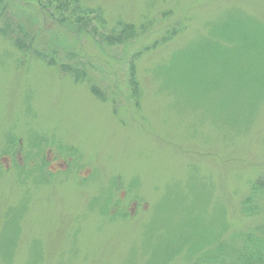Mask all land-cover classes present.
I'll return each instance as SVG.
<instances>
[{
  "label": "rangeland",
  "instance_id": "obj_1",
  "mask_svg": "<svg viewBox=\"0 0 264 264\" xmlns=\"http://www.w3.org/2000/svg\"><path fill=\"white\" fill-rule=\"evenodd\" d=\"M34 2L0 0V264H231L263 240L264 0H78L82 28Z\"/></svg>",
  "mask_w": 264,
  "mask_h": 264
},
{
  "label": "trees",
  "instance_id": "obj_2",
  "mask_svg": "<svg viewBox=\"0 0 264 264\" xmlns=\"http://www.w3.org/2000/svg\"><path fill=\"white\" fill-rule=\"evenodd\" d=\"M23 1H26L27 3H32L34 1L40 2L41 0H23ZM45 1L47 3L46 6L53 7V9L58 12L57 15L60 19L56 20L57 24L59 25L74 24L77 28L83 27V15H82L83 13L82 12L77 13L79 9V6H76L78 0H45ZM71 6H74L75 8L72 10V12L70 11L71 14H66L65 12H67L68 7H70L71 9ZM52 16H54V14ZM73 16H75V18H73ZM122 27L123 28L121 29V31L127 30L124 32L126 34H131L134 30L131 25H126ZM18 44L16 43L15 45L18 46ZM38 56L39 55H37V57ZM133 84L136 88V92H138L137 85L134 80H133ZM262 188L264 187L262 182L260 181H257L256 184H253L251 186L248 196L243 201V211L247 215H251V214L255 215V210L258 212L260 210H263L264 207L262 206L261 202H259L262 197L261 193H263ZM263 231L264 230H262V232ZM262 235H263L262 237L263 240H255V241L252 240L251 236H246L245 240L247 243L244 248H241L240 250L235 252L229 251V258L231 259L230 262H232L231 264H264V232ZM213 264H217V262H213Z\"/></svg>",
  "mask_w": 264,
  "mask_h": 264
}]
</instances>
